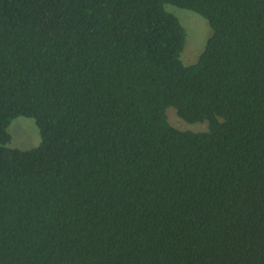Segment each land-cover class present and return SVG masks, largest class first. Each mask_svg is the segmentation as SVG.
Instances as JSON below:
<instances>
[{
    "label": "trees",
    "instance_id": "trees-1",
    "mask_svg": "<svg viewBox=\"0 0 264 264\" xmlns=\"http://www.w3.org/2000/svg\"><path fill=\"white\" fill-rule=\"evenodd\" d=\"M0 264H264V0H0Z\"/></svg>",
    "mask_w": 264,
    "mask_h": 264
},
{
    "label": "rangeland",
    "instance_id": "rangeland-1",
    "mask_svg": "<svg viewBox=\"0 0 264 264\" xmlns=\"http://www.w3.org/2000/svg\"><path fill=\"white\" fill-rule=\"evenodd\" d=\"M173 10L174 15L179 19L185 31V42L180 53V60L183 64L194 63L202 51L211 29L206 19L197 13L167 5ZM169 123L179 129L199 131L205 129L206 122L188 123L180 119L173 107L166 109ZM10 147L29 149L36 146L40 140L38 129L31 118L18 116L14 118L9 126Z\"/></svg>",
    "mask_w": 264,
    "mask_h": 264
}]
</instances>
